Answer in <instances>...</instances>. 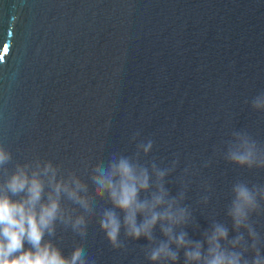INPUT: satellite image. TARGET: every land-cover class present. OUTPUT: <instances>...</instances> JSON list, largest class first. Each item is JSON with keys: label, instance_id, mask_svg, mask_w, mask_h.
Here are the masks:
<instances>
[{"label": "water", "instance_id": "1", "mask_svg": "<svg viewBox=\"0 0 264 264\" xmlns=\"http://www.w3.org/2000/svg\"><path fill=\"white\" fill-rule=\"evenodd\" d=\"M262 91L264 0H0L6 167L51 161L88 186L86 236L58 225L53 238L66 257L82 249L86 264H150L143 238L121 232L124 247L110 246L99 219L111 205L91 182L113 154L133 156L149 140L141 163L177 161L165 186L185 192L189 238L201 240L214 220L233 237L232 186H264V170L235 166L225 152L235 131L264 147V113L251 108ZM251 223L264 254V213ZM154 235L163 239L159 226Z\"/></svg>", "mask_w": 264, "mask_h": 264}, {"label": "clouds", "instance_id": "2", "mask_svg": "<svg viewBox=\"0 0 264 264\" xmlns=\"http://www.w3.org/2000/svg\"><path fill=\"white\" fill-rule=\"evenodd\" d=\"M251 108L264 113V91L253 97ZM152 148V141L142 142L133 156L113 154L107 164L93 170L94 196L107 198L111 205L99 219L110 246L124 247L123 232L128 240L148 241L144 250L150 264H177L181 251L184 264H264L260 235L251 223L254 214L264 213V186L233 184L226 210L233 237L226 224L214 220L201 240H192L185 230L192 226L185 192L172 196L165 186L177 161L163 169L155 162L141 163V155L147 157ZM225 159L240 168L264 170V147L246 132L235 131ZM11 161V152L0 145V175L6 177L0 183V264H86L82 249L66 257L53 238L58 225L86 236L88 217L93 214L87 196L82 195L88 186L75 172L65 175L51 161L18 163L10 173L6 166ZM203 203H208L207 196ZM157 226L163 239L154 235Z\"/></svg>", "mask_w": 264, "mask_h": 264}]
</instances>
